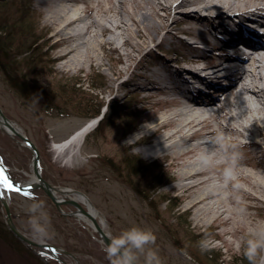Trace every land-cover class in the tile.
<instances>
[{"label":"rangeland","instance_id":"rangeland-1","mask_svg":"<svg viewBox=\"0 0 264 264\" xmlns=\"http://www.w3.org/2000/svg\"><path fill=\"white\" fill-rule=\"evenodd\" d=\"M92 1L100 4V0ZM136 1H127L121 10L136 7ZM112 3L105 0L106 7ZM78 5L83 9L85 2L78 0ZM50 8L38 0H0V24L7 30L0 31V41L9 56L4 58L0 52V105L39 146L43 175L90 198L105 229L124 243L139 264H264V180L257 176L264 173V164L232 165L228 152L240 158L247 155L246 150H230L229 142L217 138L212 147L201 146L186 157L206 158L204 162L210 159V164L223 162L231 174L243 168L257 177H213L204 182L169 179L172 171L180 169L170 165L174 154H147L143 150L146 143L128 146L144 125L163 113V103L147 107L155 99L144 96L151 87L143 86L152 81L146 74L161 68L159 57L165 49L184 63L180 56L194 53L185 46L186 40L197 38L182 30L179 39L152 44L150 50L132 49L118 40L123 57L132 49V55L124 57L126 64L118 59L119 52L106 47L97 49L106 62L103 66H90L87 61L82 66H67L63 65L67 58L56 57L65 43H54ZM96 16L104 14L97 12ZM234 20L229 26L238 22L244 26L240 19ZM182 25L187 24L178 26ZM211 28L212 23L205 22L196 34L208 35ZM133 30L131 24L129 31ZM34 40L37 45L31 46ZM206 42L200 43L212 52L214 47ZM123 65L127 69L118 73ZM129 73L142 87L121 83ZM19 82L30 95L18 89ZM98 105L106 112L104 121L78 139V146L56 151L52 145L91 118L88 113ZM0 155L15 180L31 178L30 150L1 128ZM201 193L207 198L192 205ZM6 196L15 222L37 241L57 244L75 255L80 264H127L100 241L85 220L62 213L42 188L9 190ZM62 209L77 208L65 203ZM57 254L60 258L15 235L0 200V264H65L61 258L76 262L69 253Z\"/></svg>","mask_w":264,"mask_h":264},{"label":"bare ground","instance_id":"bare-ground-1","mask_svg":"<svg viewBox=\"0 0 264 264\" xmlns=\"http://www.w3.org/2000/svg\"><path fill=\"white\" fill-rule=\"evenodd\" d=\"M38 1L51 7L50 15L54 19L51 36L56 37L54 43H65L56 57L67 58L63 64L67 66H82L86 61L90 66H103L106 62L97 54V49L106 47L112 48L115 53L119 52L118 59L126 64L124 57L131 56L132 49L150 50L152 44L170 41L171 37L179 39L182 30L196 37L186 40L185 46L194 53H183L184 56L180 57L184 63L177 57H170V50L165 49L166 52L159 57L164 67L153 68L149 75L143 74L147 80L152 78L148 86H143L151 87L144 96L155 99L147 107L153 103H163V113L144 125L128 146L146 143L143 150L147 154H160L162 151L174 154L170 165L179 166L180 169L172 171L169 179L175 177L204 182L213 177L252 179L256 176L254 172H245L243 168L231 174L229 169L226 171L223 162L210 164L209 158L204 162L206 158L186 155L201 146L212 147L218 138L229 142L230 150H246L247 155L240 158L228 152L232 165L264 164V0H137L136 7L126 12L121 10V6L130 0H111L113 3L108 7L105 6V0H100L98 5L92 0H83V9L78 5V0ZM97 12H103L104 16H96ZM215 18H219L217 22H214ZM235 18L240 19L244 26L240 22V25L233 23L229 26L235 22ZM205 22L212 23V28L208 35L199 37L196 32L201 31ZM181 23L187 25L178 26ZM131 24L134 25L133 31H129ZM236 30L240 31L243 40H251L249 44L252 45H246L245 48L253 54L235 59L226 52L229 42L225 45L219 39L221 35L231 38L230 34ZM138 36L141 39L135 41ZM254 36L259 38L253 40ZM118 40H121V44L133 47L125 52L124 57ZM212 40L219 45L213 44ZM205 41L214 47L212 52L200 43ZM85 47L86 52L83 50ZM90 47L92 49L89 50ZM126 69L127 65H123L118 73ZM130 73L121 83L142 87ZM210 85H214L212 89L208 88ZM181 91L187 95H180ZM194 91L198 97L189 98L188 95H195ZM93 119H86L52 146L56 147V151L78 146L79 140L85 137L93 124ZM8 120V123L0 121L4 131L12 132V127L23 131L13 119L8 117ZM226 134L229 139L225 138ZM217 153L216 150L213 152L214 155ZM213 154L210 156L213 157ZM215 168L219 172L211 173ZM8 172L11 175L9 169ZM257 176L264 180V173ZM71 195L101 221L100 212L90 198L79 191ZM205 198L206 194L201 193L191 204ZM76 215L90 227L94 226L93 220L84 213L77 211Z\"/></svg>","mask_w":264,"mask_h":264},{"label":"water","instance_id":"water-1","mask_svg":"<svg viewBox=\"0 0 264 264\" xmlns=\"http://www.w3.org/2000/svg\"><path fill=\"white\" fill-rule=\"evenodd\" d=\"M0 121L9 122L8 116L3 111L0 105ZM0 128L4 130V127L1 125ZM12 132H8L17 142L26 146L31 152V168H32V178L25 182H20L15 180L8 172V168L5 166L3 159L0 155V200L6 211V222L10 230L17 235L20 239L24 240L26 243L32 246H40L47 248L51 251V253L60 258L57 254L58 251H64L65 253H69L72 255L76 262H70L66 259H62L65 264H80L79 260L73 255L70 251L58 246L55 243L47 242V241H37L31 236L27 235L15 222L8 198L6 196V192L9 190H20L26 191L32 188H42L45 193L53 200V202L59 207L62 213L65 215H76L77 211L84 213L88 217H90L94 226H92L93 230L98 234L100 241L103 242L105 246H107L111 251L118 254L122 257L127 264H139L135 259L134 255L131 251L122 243L118 238L113 236L107 229H105L102 222L97 219L96 216H93L89 209H87L80 201H78L71 194L77 192V189L73 187H69L66 185H57L50 182L42 172L41 167V151L36 142L28 136L24 131H21L18 128L12 127ZM65 203L73 204L76 206V211H64L62 209V205Z\"/></svg>","mask_w":264,"mask_h":264},{"label":"trees","instance_id":"trees-1","mask_svg":"<svg viewBox=\"0 0 264 264\" xmlns=\"http://www.w3.org/2000/svg\"><path fill=\"white\" fill-rule=\"evenodd\" d=\"M0 31L1 32H7V30L4 28V26L3 25H1L0 24ZM39 38V37H38ZM40 39V38H39ZM37 42H38V40H34V41H32V45L31 46H36L37 45ZM4 44V43H3ZM2 44V42L0 41V52H1V55H3V57L4 58H7V57H9L8 55H7V51H6V46L5 45H3ZM1 57V56H0ZM2 58V57H1ZM1 60V59H0ZM5 64V63H4ZM4 69H6V65L3 67ZM14 83H15V81H14ZM17 84V87H18V89L19 90H21V92L22 93H24V95H30V93H29V91L27 90L26 91V85L25 84H23V82H19V83H16ZM16 86V85H15ZM44 102V101H43ZM45 105H48V103H44ZM108 106H109V103H108ZM99 112H100V105H98L96 108H94L91 112H90V114L88 113V115H92V116H94V115H97V114H99ZM106 118V114L103 116V118H102V120L99 122L100 124L104 121V119ZM166 198H169L170 200H172V198L171 197H166ZM169 200V201H170Z\"/></svg>","mask_w":264,"mask_h":264}]
</instances>
